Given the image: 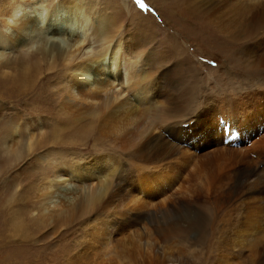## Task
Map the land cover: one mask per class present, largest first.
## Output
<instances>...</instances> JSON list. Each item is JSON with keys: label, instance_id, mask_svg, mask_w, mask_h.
<instances>
[{"label": "rangeland", "instance_id": "rangeland-1", "mask_svg": "<svg viewBox=\"0 0 264 264\" xmlns=\"http://www.w3.org/2000/svg\"><path fill=\"white\" fill-rule=\"evenodd\" d=\"M91 3L112 15L124 46L146 58L157 95L153 104L161 113L141 105L134 115L118 113L108 123L89 113L74 117L53 99L62 94L54 88L57 76L43 101L14 80L24 78L19 70L26 64L37 62L38 44L10 51L12 64L0 68V135L15 136L26 151L37 141L44 147L30 149L15 171L9 170L14 162L7 158L6 144L0 145L3 182L23 181L12 188L17 201L9 209L0 195V264H263L264 223L239 229L252 222L250 213L259 214L253 206L264 205V198L253 197L247 208L214 200L222 195L235 200L233 190L247 168H256L264 180V0ZM124 46L123 61L134 60ZM90 72V77L107 76ZM125 73L122 68V78ZM114 85L113 91L125 88L121 97L126 96V82ZM158 134L162 139L145 159L139 148L149 147ZM99 156L112 163L82 179L70 173L45 177L58 162ZM161 156L165 160L157 161ZM170 174L174 179L165 182ZM253 178L238 188L264 186ZM100 179L107 193L87 208L74 209L77 195ZM44 198L49 213L62 208L59 220L38 217V206H48L41 204ZM166 204L174 207L168 210ZM13 214L19 225L12 226ZM158 229L165 230L163 238ZM250 233L257 240L250 242ZM216 245L226 248L216 254Z\"/></svg>", "mask_w": 264, "mask_h": 264}, {"label": "bare ground", "instance_id": "bare-ground-1", "mask_svg": "<svg viewBox=\"0 0 264 264\" xmlns=\"http://www.w3.org/2000/svg\"><path fill=\"white\" fill-rule=\"evenodd\" d=\"M262 7L264 8V4H262ZM114 26L115 22L112 15L104 14L99 8L95 7V3H91V0H57L56 2L50 0H0V68H6L12 64L10 59H8L10 51L14 50L19 52L25 48L33 47L34 43H37L38 45L34 49L39 55L37 62L32 64L29 63L30 65L26 64L27 66L25 65V68L21 69V71L17 69L24 78H21L19 82L16 77H14V80L28 93L38 95L40 100L43 101V98H47L50 95L47 93L46 86L50 83L53 76H57L53 80L54 88L57 90L59 89L62 94L59 97L54 96L55 98L53 99L58 103L59 107H62L65 112H68L74 117L89 113L92 115L91 117H94L96 120L107 121L108 123V120L115 117L118 113H125L126 115V113L131 112L134 115L136 111H141L137 110L141 105L145 106V109H147L146 112L151 111L158 113L160 108L153 104V98L157 95L156 92L150 88L151 74L149 73L150 67L145 66L146 58L144 59L137 52L127 49V46L123 44L122 37H120L118 32H115ZM59 35L62 36V39L59 38ZM91 40L95 45L90 46ZM123 46L126 47L128 54L135 58L134 60L128 58L126 60L127 63L123 61L125 58ZM88 49L90 50L88 51ZM82 50L83 52L81 53ZM42 66H44V69L41 71ZM122 68L126 70L123 78L121 75ZM98 70L100 72L106 71L107 76L104 78L90 77V71L96 72ZM4 73L5 72L2 71V74ZM115 80H120V84L126 82L127 87L124 91L127 93L126 96L121 97L125 88L122 91L120 90L121 88L119 91H113ZM0 91L2 90L0 89ZM174 112H176V110H174ZM173 114L176 115V113ZM4 135H0V145L6 144V146H4L5 148H3L6 153L8 152L7 154L9 156L7 158H10L14 162V166L9 168V170H15L16 164L21 162L20 160L28 154L27 152H29L30 149L35 151L44 147L43 143L37 141L33 145L29 144L26 151L21 144H18L15 136L13 138L9 137L10 135ZM7 137H9V140ZM160 139H162L161 135L158 134L149 147L144 144L138 151L147 159L148 152L156 147ZM9 141L11 143L8 144ZM173 153L175 154V152ZM162 159L165 160V156H161L157 161ZM111 163L112 160L110 157L107 158V156H99L96 159L92 157V159L77 160L74 162H58L52 166L48 176L45 177H58L70 173L72 176L82 179L90 171L108 167ZM196 166L197 165H195V167ZM212 167H210V169ZM215 168L214 166V169ZM174 169H176V167H174ZM218 169H220V166ZM235 170L237 171V169ZM5 171V168H0V190H2L0 195L4 197L3 204L9 209L10 205L17 201V198L13 195L11 190L15 186L16 181H19V183L23 181L17 179L13 182L4 183L3 176L7 175ZM87 177L88 179L95 178L92 174L87 175ZM241 177L242 179L238 180L233 190V193L236 195L235 200L228 198L227 195H222L217 197L214 201L216 203H225L228 202V200L232 203L238 201L241 204L245 203V208H247L246 204L250 203L249 200H254L253 197L260 199L264 198V186L253 188L252 190L248 189L244 192L240 190L244 184V180L250 177H254L253 180L256 183L264 182L256 168H247L243 171V176ZM173 179L174 175L170 174L165 182H169ZM101 180L102 179H100L97 186L91 190L88 189L86 192H82V188L80 189L81 192L77 195V204L74 206V209L77 207L79 210L87 208L92 205L95 200L107 193L108 185ZM228 181H230V179ZM47 183H50V180H47ZM23 187L19 190L21 193H23V191H21ZM238 187H240V189ZM141 192L144 193L143 188ZM41 204L48 205L45 198ZM38 207L39 210H41L38 217L42 221H44L45 217L50 216H55V221H57L60 219L62 212H64L61 210L62 208H58L54 212L49 213L48 208L50 205L44 208ZM165 207L171 210L174 206L172 205V207H170V204H166ZM253 208L254 211H258L259 214L252 217L253 213H250L252 222L239 230L250 231L253 230V228L256 229L259 227L258 222L261 221L264 223V205L258 204L257 206H253ZM249 212L250 211L247 213ZM13 217L11 222L12 226H15L18 224V221L14 220L16 217L15 214H13ZM246 219H249V216H246ZM42 221H34V224L41 223ZM153 228H155V226H153ZM261 229V232L264 233V228ZM157 231L161 238L166 235L165 230L162 231L158 229ZM26 232V230H23V234ZM145 233L149 234V232ZM148 238L149 235L145 240L146 242H148ZM255 240L257 239L250 233V242ZM29 241L35 244L38 242L37 239H31ZM216 247V254H218L220 249L224 250L226 248H218L217 245ZM228 251L231 252V250ZM160 252L166 254L163 250ZM228 254L229 253L226 252L227 257ZM168 257L171 256L169 255ZM225 258L226 257H224L223 260ZM232 260L231 257H228L230 263H232Z\"/></svg>", "mask_w": 264, "mask_h": 264}, {"label": "snow or ice", "instance_id": "snow-or-ice-1", "mask_svg": "<svg viewBox=\"0 0 264 264\" xmlns=\"http://www.w3.org/2000/svg\"><path fill=\"white\" fill-rule=\"evenodd\" d=\"M141 7H143V5H141Z\"/></svg>", "mask_w": 264, "mask_h": 264}]
</instances>
